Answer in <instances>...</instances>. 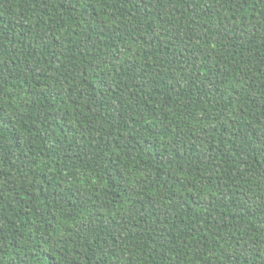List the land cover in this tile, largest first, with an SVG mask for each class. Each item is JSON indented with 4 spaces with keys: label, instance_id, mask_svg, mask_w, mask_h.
Here are the masks:
<instances>
[{
    "label": "trees",
    "instance_id": "obj_1",
    "mask_svg": "<svg viewBox=\"0 0 264 264\" xmlns=\"http://www.w3.org/2000/svg\"><path fill=\"white\" fill-rule=\"evenodd\" d=\"M0 264H264V0H0Z\"/></svg>",
    "mask_w": 264,
    "mask_h": 264
}]
</instances>
